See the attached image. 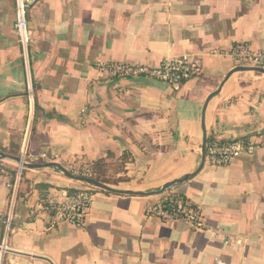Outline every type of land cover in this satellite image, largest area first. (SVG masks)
<instances>
[{
  "label": "crops",
  "instance_id": "obj_1",
  "mask_svg": "<svg viewBox=\"0 0 264 264\" xmlns=\"http://www.w3.org/2000/svg\"><path fill=\"white\" fill-rule=\"evenodd\" d=\"M28 23L25 53L16 0H0V153L25 152V165L82 161L118 191L153 193L195 175L152 195L93 185L77 227L55 223L50 203L88 183L56 166H24L13 199L20 163L0 159V264H264V148L228 167L206 159L198 171L203 111L218 89L205 111L208 142L264 139V74L240 70L225 81L239 66L225 54L234 45L264 51V0H40ZM186 54L202 73L180 89L98 69ZM173 190L197 203L202 228L146 217Z\"/></svg>",
  "mask_w": 264,
  "mask_h": 264
},
{
  "label": "built area",
  "instance_id": "obj_2",
  "mask_svg": "<svg viewBox=\"0 0 264 264\" xmlns=\"http://www.w3.org/2000/svg\"><path fill=\"white\" fill-rule=\"evenodd\" d=\"M38 1L40 0H16L15 27L25 53L28 51L32 35L28 23V12ZM225 54L231 56L238 65L264 68V51H256L246 42L237 43ZM98 69L112 78H152L167 83L175 89H180L185 82L202 73V62L200 59L186 54L165 58L157 66L108 62L99 63ZM263 148L264 139L239 137L222 140L216 137L207 143L206 159L213 166L228 167L236 158L243 155H253ZM40 157L42 159L50 158L45 152L41 153ZM25 158L26 153L23 152L22 161H25ZM30 160L35 161L36 157L31 156ZM65 167L76 175L92 178L95 176L93 168L82 161H75ZM22 170L23 166L20 164L15 181L8 184L12 190L13 199H15L20 186ZM95 194V187L89 184L86 187L66 192L61 201L51 202L50 209L53 212L54 222H67L77 227H84L88 212L94 203ZM145 215L149 219H157L163 222L181 221L194 229L203 227V214L197 203L174 190L166 192L157 202L149 204L145 209ZM10 224L11 217L8 216L7 227ZM4 246L7 247V238L4 239Z\"/></svg>",
  "mask_w": 264,
  "mask_h": 264
},
{
  "label": "water",
  "instance_id": "obj_3",
  "mask_svg": "<svg viewBox=\"0 0 264 264\" xmlns=\"http://www.w3.org/2000/svg\"><path fill=\"white\" fill-rule=\"evenodd\" d=\"M240 70H251V71H257V72H260V73H263L264 74V68L262 67H249V66H242V65H239L237 66L236 68H234L233 70H231L227 76L225 77V81L228 80V78L236 71H240ZM220 89H218L216 92L212 93L206 103H205V107H204V111H203V131H204V139H203V155H202V164H201V167L198 171H200L205 162H206V155H207V143H208V133H207V129H206V125H205V111H206V108H207V105H208V102L211 100V98L213 96H215L216 94H218ZM5 158H14L15 160H17L23 167H50V166H56L58 167L60 170H62L66 176L72 178V179H75V180H79V181H82V182H86L88 184H91V185H95L99 188H102V189H106L108 191H117V192H121V193H133V194H140V195H143V194H162L164 193L168 187L172 186V185H175V184H178V183H182L188 179H190L191 177H193L195 174L193 175H187L185 176L184 178L182 179H179V180H176V181H173V182H170V183H167L160 191H157V192H151V193H142V192H133V191H118V190H115L114 188L110 187L109 185L105 184L104 182L96 179V178H92V177H85V176H81V175H76V174H73L72 172H70L65 166L61 165L60 163H46V164H32V165H25V163L22 161V159H20L19 157H13V156H9L7 154H4V153H0V159H5Z\"/></svg>",
  "mask_w": 264,
  "mask_h": 264
},
{
  "label": "trees",
  "instance_id": "obj_4",
  "mask_svg": "<svg viewBox=\"0 0 264 264\" xmlns=\"http://www.w3.org/2000/svg\"><path fill=\"white\" fill-rule=\"evenodd\" d=\"M12 175H16V171H13V172H12ZM96 179H98V180H103V179H101L100 177H96ZM14 181H15V179H14ZM14 181H13V182H14ZM71 191H72V190H71Z\"/></svg>",
  "mask_w": 264,
  "mask_h": 264
}]
</instances>
